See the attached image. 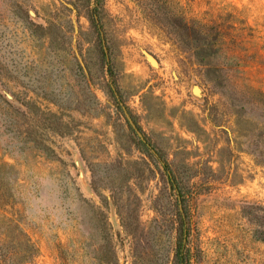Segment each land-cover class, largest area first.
I'll use <instances>...</instances> for the list:
<instances>
[{
  "label": "rangeland",
  "instance_id": "obj_1",
  "mask_svg": "<svg viewBox=\"0 0 264 264\" xmlns=\"http://www.w3.org/2000/svg\"><path fill=\"white\" fill-rule=\"evenodd\" d=\"M0 94V264H264V0H0Z\"/></svg>",
  "mask_w": 264,
  "mask_h": 264
},
{
  "label": "trees",
  "instance_id": "obj_2",
  "mask_svg": "<svg viewBox=\"0 0 264 264\" xmlns=\"http://www.w3.org/2000/svg\"><path fill=\"white\" fill-rule=\"evenodd\" d=\"M187 30L189 32H194L197 35L202 36L205 41V46L203 49V53H205V51L207 49H212L214 48L215 44L213 43V39H210V34L208 32H205V30L203 29V25H197V26H189L187 27ZM0 103H2V105H0V116L3 120V125L5 126V129L9 132H15L14 129H16V120L15 117H17L16 115H11L9 114L10 110H11V105L7 102V99L4 98L3 95L0 94ZM264 103V100H263ZM263 147H264V141H262ZM262 154L259 151V155ZM3 167L5 168V165H1L0 169H3ZM174 181V179H173ZM9 187L7 182L2 181V179H0V189L2 188H7ZM184 235H186L185 231H184ZM185 262V257H181L179 258V261H177V264H184Z\"/></svg>",
  "mask_w": 264,
  "mask_h": 264
},
{
  "label": "clouds",
  "instance_id": "obj_3",
  "mask_svg": "<svg viewBox=\"0 0 264 264\" xmlns=\"http://www.w3.org/2000/svg\"><path fill=\"white\" fill-rule=\"evenodd\" d=\"M45 186H48V182H43ZM48 207V203L44 199H37L34 196L28 203V207L25 210V215L28 217L39 216L43 214V209Z\"/></svg>",
  "mask_w": 264,
  "mask_h": 264
},
{
  "label": "water",
  "instance_id": "obj_4",
  "mask_svg": "<svg viewBox=\"0 0 264 264\" xmlns=\"http://www.w3.org/2000/svg\"><path fill=\"white\" fill-rule=\"evenodd\" d=\"M124 112H125V110H124ZM125 114H126V112H125ZM127 118L129 120L130 124L132 125V127L135 128L133 123H132V121H131V119L128 116H127ZM137 133H138V136L142 139V135L139 132H137Z\"/></svg>",
  "mask_w": 264,
  "mask_h": 264
}]
</instances>
